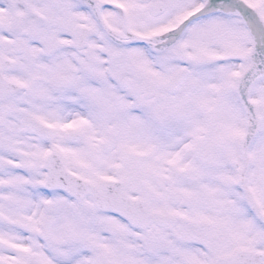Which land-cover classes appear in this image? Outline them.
I'll list each match as a JSON object with an SVG mask.
<instances>
[{
	"label": "snow or ice",
	"instance_id": "snow-or-ice-1",
	"mask_svg": "<svg viewBox=\"0 0 264 264\" xmlns=\"http://www.w3.org/2000/svg\"><path fill=\"white\" fill-rule=\"evenodd\" d=\"M0 264H264V0H0Z\"/></svg>",
	"mask_w": 264,
	"mask_h": 264
}]
</instances>
